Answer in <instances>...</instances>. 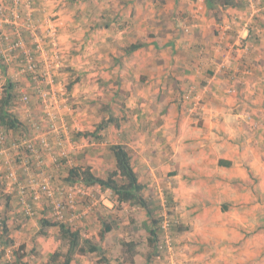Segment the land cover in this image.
<instances>
[{"label": "crops", "instance_id": "obj_1", "mask_svg": "<svg viewBox=\"0 0 264 264\" xmlns=\"http://www.w3.org/2000/svg\"><path fill=\"white\" fill-rule=\"evenodd\" d=\"M13 7L0 0V102L10 96L22 125L0 129V213L11 242L30 239L39 251L44 229V264L61 241L58 226L40 224L51 207L38 204L26 217L10 193L12 171L24 181L48 176L55 186L82 187L86 199L65 217L84 237L101 239L93 228L104 225L98 198L113 209L111 192L65 178L72 166L105 177L116 165L110 146L122 144L147 207L161 206L163 215L165 207L182 225L168 242L174 250L169 245L154 264H264V0L225 8L206 0H31L18 18ZM28 18L35 36L25 28ZM53 26L63 58L42 86L58 116L55 128L26 69L30 58L45 74L38 42L49 45ZM98 250L76 253L71 264H90Z\"/></svg>", "mask_w": 264, "mask_h": 264}, {"label": "trees", "instance_id": "obj_2", "mask_svg": "<svg viewBox=\"0 0 264 264\" xmlns=\"http://www.w3.org/2000/svg\"><path fill=\"white\" fill-rule=\"evenodd\" d=\"M212 6H239L243 0H206ZM138 45H134L128 50L135 49ZM10 96H4L0 102V129L4 130H17L21 125L20 120L10 110ZM109 120H103L98 128L103 129L109 123ZM88 135V133H85ZM111 154L115 159V168L107 173L105 177L98 176L89 166L82 167H70L68 175L65 178L67 183L83 182L86 185L97 184L100 185L103 190H109L111 192V200L114 203V208L117 210L121 204L129 203L132 206H138L147 209V213L150 217L151 213L146 205V200L142 194L144 185L139 180L138 174L132 164V159L129 151L122 144H112L110 146ZM114 214H111V216ZM109 215L104 217V228L100 232L101 237L105 233L114 231L118 227L119 217L116 215L114 223L108 221ZM161 219L154 220L151 225L148 226L150 233L151 243L154 244L158 241V232L161 230ZM173 221V220H172ZM40 224L43 227H59V239L62 244L59 248L49 254L48 259L44 264H71L76 253L95 252L98 250L97 243L91 238L84 237L80 228L76 227L73 223L66 221L65 223L55 222L48 220L45 217L40 218ZM174 225L177 224V229H181L177 221H174ZM9 227L6 224V218L0 213V246L2 248L1 253L5 251L7 246L14 245L11 240H8ZM7 237V238H5ZM4 239L8 240L7 242ZM10 243V244H9ZM9 244V245H8ZM122 256L125 261L132 264L135 263V256L138 253V241L135 239L123 240ZM66 247V251L64 250ZM0 264H8L0 262Z\"/></svg>", "mask_w": 264, "mask_h": 264}, {"label": "rangeland", "instance_id": "obj_3", "mask_svg": "<svg viewBox=\"0 0 264 264\" xmlns=\"http://www.w3.org/2000/svg\"><path fill=\"white\" fill-rule=\"evenodd\" d=\"M5 144V143H4ZM92 185H97V184H92ZM93 189L90 190L91 193H97L98 190V186H93ZM11 194H15V197L18 198V203L20 204V195L19 193H17L16 190H14L13 192H10ZM111 194V193H110ZM84 195V194H83ZM82 194H79V203H81L82 201H84L86 199V196L84 195L83 197ZM100 200V205L98 206V213H101V215H109L108 221H112L114 223V219L116 218V215L119 217V222H118V227L114 229V231L109 232V233H105V235L103 237H101V239L97 240L96 238H91L92 240H94L97 243L98 246V252L95 254H91V256L88 257V263L90 264H94V263H98V264H111V260L114 262V264H132L130 262H127L124 260L123 256H122V246L121 243L123 240H131V239H135L138 241V247H137V254L136 256L142 255L143 259H148L146 262L145 260L143 261V264H154V256L158 253V252H164L165 249L168 248V246L170 245V249L174 250V247H172V245L168 242H172L173 240V235L172 232L174 231V229H177V224H173L174 221H172V227H171V231H170V239L167 240L166 237V232H164L163 230H160L158 232V241L154 244L151 243L150 240V233H149V229L148 226L152 224V222L154 220H160V218L163 219V211H161L163 208L161 206H158L157 208H149L150 210V217L147 218L146 215V210L140 207H136L135 209H130V205L129 204H125L120 206L119 209H115L113 206V209L111 208H107L104 205H102V199L98 198ZM31 202L33 203V206L37 212V208L36 206L39 204V206H43V204L46 207H50L51 202L48 198H46V196H41V198L35 200V199H31ZM20 207L22 208V211L24 212V214L26 215V217L30 218V217H34V216H29L23 206L20 204ZM115 210V212H114ZM164 211L167 210L164 207ZM111 214H114L111 216ZM47 218L51 219L52 221H54V218L52 216V212H51V216L47 214ZM170 217V216H168ZM24 218H22L21 220H23ZM161 219V220H162ZM25 221V219H24ZM21 223L24 222L21 221ZM94 230L100 234V232L102 231V229L104 228V225L101 227V229H99V227H95L93 226ZM23 233H25L23 231ZM44 229L41 230V234H38V238H37V242L39 243L38 249L39 251H33L35 249H31L30 246H28V242L29 240H27V242L24 243V241L22 239H20L19 241H17L16 244H14L13 246H7L5 251L1 253V246H0V262H5L8 264H39V260L43 258V256L39 253L42 252V248H43V244L44 242L40 239L39 241V236L42 237H46L44 234ZM50 235H53L51 232H49ZM7 238V237H5ZM8 240H12L11 235H9ZM6 239H4V241H8ZM49 240V238H48ZM167 240V241H166ZM56 241L59 242V246H61L62 242L58 241L56 238ZM33 242H35V240H33ZM10 244V243H9ZM8 244V245H9ZM25 244V245H24ZM58 246V247H59ZM64 250L66 251V247H64ZM105 250H108L107 253L105 252ZM135 256V257H136ZM157 261H162L161 260H157ZM136 264V263H134Z\"/></svg>", "mask_w": 264, "mask_h": 264}, {"label": "built area", "instance_id": "obj_4", "mask_svg": "<svg viewBox=\"0 0 264 264\" xmlns=\"http://www.w3.org/2000/svg\"><path fill=\"white\" fill-rule=\"evenodd\" d=\"M12 2L14 4V7L10 8V10L13 12L11 14L18 18L20 16V10L29 7L31 0H12ZM5 9L6 8L3 9V12L5 11ZM25 28L30 31L32 36L36 35L35 25L31 18H28V20L25 22ZM46 38L50 47H48L49 45H45L43 42H41L42 40L38 42L40 55L47 65L45 74L39 72L38 64L30 58L28 59L26 69L29 74H31L32 81H34L36 84L37 92L43 98L47 120L51 124V126L55 128L58 116L53 108L51 96H49L48 93L44 91L42 81L43 77L45 75H48V72L53 66H59L62 63L63 55L57 42V28L55 26L50 28L49 34L46 36ZM192 97V93H188L184 96L186 100ZM21 98L24 101H28L29 99L27 95H23ZM195 103L196 104L194 105V107H199L201 104V99H197ZM4 143L5 136L0 130V146H3ZM45 143L46 145L48 144L47 142ZM29 150L31 153L36 152L35 147L32 145H29ZM27 156L28 155H24L20 158L22 162H26ZM6 179L10 183V187H12L17 191V193H19L20 204L23 206L25 212L29 216H34L37 213L33 206V203L31 202V199L37 200L41 198V196H46V198H48L51 202L50 207L52 208V216L54 218V221L59 223H65L67 221L65 212L68 208H74L77 205L79 201L78 195L86 194L85 190L77 184L69 186L67 188L64 186H55L48 176L37 179L29 175L27 180L24 181L17 175L15 171H12L6 176ZM59 197H64L65 199ZM160 224L161 230L166 232L167 240L170 239L172 219L165 213ZM161 259H163V252H158L154 256V262ZM169 264H176V262L173 261Z\"/></svg>", "mask_w": 264, "mask_h": 264}, {"label": "clouds", "instance_id": "obj_5", "mask_svg": "<svg viewBox=\"0 0 264 264\" xmlns=\"http://www.w3.org/2000/svg\"><path fill=\"white\" fill-rule=\"evenodd\" d=\"M83 195V194H82ZM85 195V194H84ZM112 201V200H111Z\"/></svg>", "mask_w": 264, "mask_h": 264}]
</instances>
